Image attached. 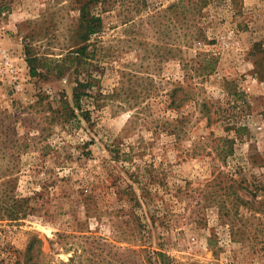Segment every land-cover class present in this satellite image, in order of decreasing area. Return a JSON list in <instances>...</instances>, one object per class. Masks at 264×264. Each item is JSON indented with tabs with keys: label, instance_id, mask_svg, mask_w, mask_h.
<instances>
[{
	"label": "rangeland",
	"instance_id": "rangeland-1",
	"mask_svg": "<svg viewBox=\"0 0 264 264\" xmlns=\"http://www.w3.org/2000/svg\"><path fill=\"white\" fill-rule=\"evenodd\" d=\"M88 1L0 0V264H264V0H93L78 75Z\"/></svg>",
	"mask_w": 264,
	"mask_h": 264
},
{
	"label": "trees",
	"instance_id": "trees-1",
	"mask_svg": "<svg viewBox=\"0 0 264 264\" xmlns=\"http://www.w3.org/2000/svg\"><path fill=\"white\" fill-rule=\"evenodd\" d=\"M93 0H90L88 2H85L81 6V16H80V30H81V38L83 39V42L81 45L77 46L75 49L71 50L69 53V60L70 62L75 65V71L78 75L83 74V68L86 64L91 65V62L88 60L89 57V46H90V40L91 37L99 32L103 27V18L101 15L95 14L92 10V2ZM181 5L184 7L185 11L188 12L187 14V20H189V14L192 15L195 14L197 10H199L203 5L210 2V0H181ZM174 4L172 8L177 11L179 3ZM183 9V10H184ZM190 12V13H189ZM201 31L198 29L196 30L195 35H192L193 38H199L201 36ZM189 40V39H188ZM31 61V60H30ZM36 69L32 68V73H35ZM90 78H78L76 79V85L73 90V98L72 102L67 101L64 99L62 105H60L55 111L58 114L59 117H63L65 120L70 122V124L74 122H81L82 119L90 120L92 109L91 107H84L85 103L89 102L88 104H93L92 106H96L93 101H90L89 96H92L91 89H93L95 83L93 80V77L88 75ZM229 85V84H228ZM209 104L207 102L202 103V111H206L209 113ZM210 117L208 118L207 124L210 122ZM243 127H238L237 125H231L227 127V130L233 131L236 133H239L242 130ZM236 137H231L227 135L224 138L219 139L221 142V151L220 154L225 158L229 154H232L234 151V142ZM218 174H221L219 172ZM217 177V175H216ZM234 193V192H230ZM20 204H18V208L13 209L14 211L19 210Z\"/></svg>",
	"mask_w": 264,
	"mask_h": 264
},
{
	"label": "built area",
	"instance_id": "built-area-1",
	"mask_svg": "<svg viewBox=\"0 0 264 264\" xmlns=\"http://www.w3.org/2000/svg\"><path fill=\"white\" fill-rule=\"evenodd\" d=\"M0 55L7 56V53H5V51L0 49Z\"/></svg>",
	"mask_w": 264,
	"mask_h": 264
}]
</instances>
